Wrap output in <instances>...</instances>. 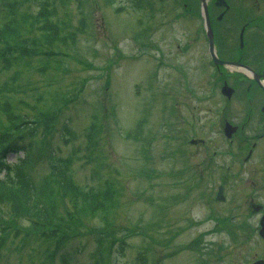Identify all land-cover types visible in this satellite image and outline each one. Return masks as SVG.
Returning a JSON list of instances; mask_svg holds the SVG:
<instances>
[{
  "label": "rangeland",
  "instance_id": "obj_1",
  "mask_svg": "<svg viewBox=\"0 0 264 264\" xmlns=\"http://www.w3.org/2000/svg\"><path fill=\"white\" fill-rule=\"evenodd\" d=\"M178 4L0 0V133L47 113L30 137L28 169L49 174L50 152L72 167L67 187L50 182L46 224L0 200V264H65L64 252L67 264H248L264 255L240 189L212 199L221 172L210 157L226 139L211 121L225 77L212 97L205 39L176 18ZM46 227L54 230L43 235Z\"/></svg>",
  "mask_w": 264,
  "mask_h": 264
},
{
  "label": "flooded vegetation",
  "instance_id": "obj_2",
  "mask_svg": "<svg viewBox=\"0 0 264 264\" xmlns=\"http://www.w3.org/2000/svg\"><path fill=\"white\" fill-rule=\"evenodd\" d=\"M192 1L188 4L181 0L176 18L183 25L187 23L195 33H202L208 53L205 27L211 28L218 59L233 63L231 66L212 61V72L224 76L221 84L231 85L234 89L232 97L239 99L231 97L222 102L219 123L226 148L214 150L210 162L220 169V184L226 189L231 186L240 189L237 197L238 202L246 206L244 219L254 220L255 227L251 226V229L264 240L260 233L264 219V85L249 76L253 71L254 76L261 78L264 71V6L258 0L255 4L246 3V0H238L239 3ZM231 77H234L232 81ZM227 123L230 124L228 127ZM193 139L189 138L191 143ZM217 154H223L226 163L215 164ZM259 257L264 258V255Z\"/></svg>",
  "mask_w": 264,
  "mask_h": 264
},
{
  "label": "trees",
  "instance_id": "obj_3",
  "mask_svg": "<svg viewBox=\"0 0 264 264\" xmlns=\"http://www.w3.org/2000/svg\"><path fill=\"white\" fill-rule=\"evenodd\" d=\"M4 28L5 30H0V34L7 33L8 28ZM1 37L4 36L1 35ZM36 116V120L21 117V119L16 120L13 125H8V128L0 133V143L2 142L0 145V200L11 203L12 209L18 215H32L36 223L46 224L53 214L52 208H50L53 191L50 182H57L61 188L67 187L71 182L72 167L70 166L69 157H57L50 152L48 155L49 174L36 176L28 169V165L32 161L34 145V141L30 137H34L36 125L39 123L46 124L49 118L47 113L38 112ZM64 125L67 129L66 123ZM95 132V128L91 127L89 129L91 137ZM10 153L16 154L15 162L7 161L6 158ZM20 154L22 155L20 156ZM7 167L11 171L4 172L1 175V171ZM88 194L94 195L92 190ZM51 230H54V228L46 227L42 230V234L49 235ZM62 232L63 235H70L66 229H62ZM61 256L62 260L67 264L70 260L69 253L64 252ZM99 261L101 260L99 259Z\"/></svg>",
  "mask_w": 264,
  "mask_h": 264
},
{
  "label": "water",
  "instance_id": "obj_4",
  "mask_svg": "<svg viewBox=\"0 0 264 264\" xmlns=\"http://www.w3.org/2000/svg\"><path fill=\"white\" fill-rule=\"evenodd\" d=\"M203 1V0H202ZM207 35H208V38H209V43L212 45L213 41H212V33H211V30L210 28H208L207 30ZM211 54L212 56L215 58V60H217L216 56L214 55L213 53V50H211ZM222 92L224 94H226L227 96H230L232 90L229 86H227L226 84L222 87ZM264 233V232H263ZM252 264H264V260H257L255 261L254 263Z\"/></svg>",
  "mask_w": 264,
  "mask_h": 264
}]
</instances>
